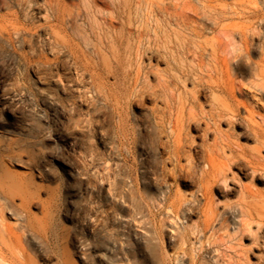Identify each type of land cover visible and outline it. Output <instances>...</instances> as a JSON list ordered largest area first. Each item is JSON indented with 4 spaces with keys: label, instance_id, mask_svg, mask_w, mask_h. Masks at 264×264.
<instances>
[{
    "label": "rangeland",
    "instance_id": "rangeland-1",
    "mask_svg": "<svg viewBox=\"0 0 264 264\" xmlns=\"http://www.w3.org/2000/svg\"><path fill=\"white\" fill-rule=\"evenodd\" d=\"M49 1L0 0V175L13 182L0 188V264H193L197 257L198 264H264V224L258 227L264 222V95L252 87V63L242 55L226 72L222 50L214 55L209 49L214 78L188 84L194 108L186 106L175 155L173 120L159 119L150 91L133 96L119 117L77 83L80 76L66 57L51 55L42 38ZM203 2L53 4L80 13V24L88 22L90 8L97 10L99 23L112 19L117 35L158 50L160 68L169 62V72L177 74L181 64L166 47L175 40L177 13L183 10L206 27L202 40L221 38L217 26L190 15ZM16 22L30 30L24 38L9 35ZM259 30L257 42L264 40V23ZM41 53L52 61H37ZM24 54L35 61H25ZM250 56L255 61L258 51ZM51 77L65 86L50 83ZM149 81L155 83L154 77ZM156 105L163 108V98ZM211 153L225 162L227 178L211 182L215 220L202 232V173ZM180 197L190 214L171 207Z\"/></svg>",
    "mask_w": 264,
    "mask_h": 264
},
{
    "label": "bare ground",
    "instance_id": "bare-ground-1",
    "mask_svg": "<svg viewBox=\"0 0 264 264\" xmlns=\"http://www.w3.org/2000/svg\"><path fill=\"white\" fill-rule=\"evenodd\" d=\"M53 1H49L51 14L47 13L45 24L42 25L43 42L48 45L51 55L55 59L66 57L74 66L76 74L80 76L77 83L87 87L95 97L109 104L119 117H121V109L131 103L133 96L142 93L146 97L150 91L148 95L153 101V110L157 112L159 119L163 121L169 117L173 120L175 155H180L181 151L179 125L186 106H190V109L194 108L192 100L186 96L193 94L187 90L188 84L192 86L195 83L206 84L209 83L205 81L206 78H214L212 74H208L211 69L206 62L210 48L214 55L222 50L221 67L226 72L229 71L233 59L245 55L246 61L252 63V87L260 96L264 95V40L257 42L260 36L259 26L264 23V6L259 5V0H237L233 3L203 0L202 7L193 5L190 8V15L201 16L206 22L219 28L221 38L217 41L202 40L206 27L194 24L196 21L191 20L183 10L177 13L178 29L175 30V40L170 41L173 44L171 48L166 45L167 52L181 64L177 74L169 72L171 69L169 62H165L167 68H160V64L164 61L158 50L154 52L149 51L151 48L143 49L140 40L131 43L124 39L123 35H117L111 27L112 19L110 23L107 19L99 23L97 14L100 13L97 10L90 8L86 14L88 22L80 24L78 22L80 13L76 15L64 9L59 3L53 4ZM29 31L24 23L16 22L12 25L9 35L14 34L24 38V34ZM3 33L0 29V37L4 36ZM252 49L258 51L255 61L250 56ZM144 56H147L146 60ZM23 59L29 63L35 61L25 54ZM37 61L47 65L52 59L41 53L37 54ZM150 76L154 77L155 83H150ZM112 77L116 80L115 83L110 82ZM37 78L40 82L43 81L41 77L37 76ZM49 82L62 88L65 86L60 83L59 78L51 77ZM240 90L243 91V88L240 87ZM160 98H163L165 103L161 109L156 105ZM178 100H182L180 113L174 111ZM188 113L191 115L192 110ZM207 165L208 170L202 173L205 200L202 205L204 217L200 228L202 232L209 231L215 220V214L210 206L211 182L227 178L225 162L213 153L209 154ZM11 180L8 176L0 175V188H10L13 183ZM14 188L23 193L27 191L22 183H16ZM171 207L183 214L191 213L189 203L181 197L175 199ZM241 213L242 217L246 215L243 210ZM241 222L244 226L248 225L245 220ZM263 224L264 222H259L258 227L261 228ZM171 233L177 235L178 230L174 229ZM199 260L200 258L197 257L193 260V264H198Z\"/></svg>",
    "mask_w": 264,
    "mask_h": 264
}]
</instances>
